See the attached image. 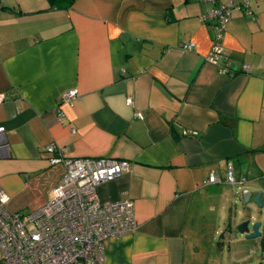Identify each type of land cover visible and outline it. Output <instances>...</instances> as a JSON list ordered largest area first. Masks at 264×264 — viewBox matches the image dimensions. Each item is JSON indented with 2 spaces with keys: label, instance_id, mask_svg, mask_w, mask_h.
Returning <instances> with one entry per match:
<instances>
[{
  "label": "crops",
  "instance_id": "obj_1",
  "mask_svg": "<svg viewBox=\"0 0 264 264\" xmlns=\"http://www.w3.org/2000/svg\"><path fill=\"white\" fill-rule=\"evenodd\" d=\"M228 2L0 0L8 209L51 198L64 168L49 145L125 160L96 193L132 201L137 225L104 241L105 264H264V0H246L219 33L203 16ZM216 40L227 73L208 62ZM245 190L263 193L261 210L243 205ZM246 208L261 223L255 240L236 230Z\"/></svg>",
  "mask_w": 264,
  "mask_h": 264
},
{
  "label": "built area",
  "instance_id": "obj_2",
  "mask_svg": "<svg viewBox=\"0 0 264 264\" xmlns=\"http://www.w3.org/2000/svg\"><path fill=\"white\" fill-rule=\"evenodd\" d=\"M207 1L213 3V0ZM246 6V0H229L227 4L209 9L203 20H214L221 33L232 11ZM208 62L227 73L229 63L217 40ZM247 70L248 66L243 65L242 71ZM77 97V91L72 90L60 101L70 104ZM126 103L131 104V100ZM4 132L0 126V152L4 148ZM46 152L51 156L52 165L61 164L64 168L46 204L27 213L11 211L7 207L8 196L0 187V264H105L104 241L133 232L137 224L132 201L103 204L96 188L121 177L129 170V162L110 158H64L53 145L47 146ZM215 180L209 178L210 183ZM227 181L234 183L231 168Z\"/></svg>",
  "mask_w": 264,
  "mask_h": 264
},
{
  "label": "water",
  "instance_id": "obj_3",
  "mask_svg": "<svg viewBox=\"0 0 264 264\" xmlns=\"http://www.w3.org/2000/svg\"><path fill=\"white\" fill-rule=\"evenodd\" d=\"M244 194V200L243 205L246 206V204H249L252 202L259 210L262 209L263 204L261 201V197L263 193H257L255 194L254 198H252V192L251 190H245ZM251 201V202H250ZM247 211L246 213V220L238 225L236 228L237 232L244 236L246 240H255L261 236V233L259 232V228L261 227V223H256L251 227L252 224V218L253 213L249 208L245 209Z\"/></svg>",
  "mask_w": 264,
  "mask_h": 264
},
{
  "label": "trees",
  "instance_id": "obj_4",
  "mask_svg": "<svg viewBox=\"0 0 264 264\" xmlns=\"http://www.w3.org/2000/svg\"><path fill=\"white\" fill-rule=\"evenodd\" d=\"M51 1L53 2L54 0H51ZM57 1L59 2V1H62V0H57ZM64 1L68 2V0H64ZM226 4H227V3H226Z\"/></svg>",
  "mask_w": 264,
  "mask_h": 264
}]
</instances>
